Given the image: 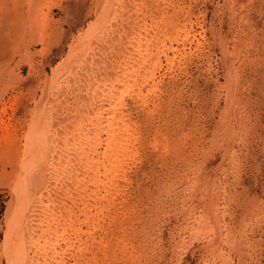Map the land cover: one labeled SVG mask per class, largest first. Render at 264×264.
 Returning <instances> with one entry per match:
<instances>
[{
	"label": "rangeland",
	"instance_id": "1",
	"mask_svg": "<svg viewBox=\"0 0 264 264\" xmlns=\"http://www.w3.org/2000/svg\"><path fill=\"white\" fill-rule=\"evenodd\" d=\"M106 2L0 0V259L16 205L13 154L26 151L37 114L67 119L85 75L119 62L120 36L90 28ZM178 2L190 31L182 57L171 69L162 58L148 106L125 99L140 143L109 212L118 224L108 233L125 243L108 251L114 264H264V0ZM55 69L64 89L53 93Z\"/></svg>",
	"mask_w": 264,
	"mask_h": 264
},
{
	"label": "bare ground",
	"instance_id": "2",
	"mask_svg": "<svg viewBox=\"0 0 264 264\" xmlns=\"http://www.w3.org/2000/svg\"><path fill=\"white\" fill-rule=\"evenodd\" d=\"M178 1L128 0L136 25L124 21L126 0L104 3L90 28L100 37L120 36L119 47L114 44L119 62L106 59L97 72L85 75L87 94L78 90L84 98L67 119L58 112L50 117L45 107L40 110L26 151L13 154L19 166L13 177L16 205L0 264H114L109 247L125 241L108 233L107 227L118 222L109 212L123 197L122 184L140 143L125 99L148 106L149 97L159 90L156 73L163 67L162 58L171 69L176 57H182L177 46L189 39L190 31L180 21L183 8ZM169 7L176 14L166 17ZM82 49L86 56L94 50L90 44ZM58 71L46 73L53 93L64 89L56 83ZM58 125L62 135H53ZM97 231L106 235L100 242L94 237Z\"/></svg>",
	"mask_w": 264,
	"mask_h": 264
}]
</instances>
